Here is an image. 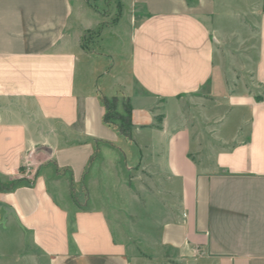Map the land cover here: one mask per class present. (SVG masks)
<instances>
[{"label":"crops","instance_id":"crops-1","mask_svg":"<svg viewBox=\"0 0 264 264\" xmlns=\"http://www.w3.org/2000/svg\"><path fill=\"white\" fill-rule=\"evenodd\" d=\"M83 1L0 0V264H264V0H129L130 137Z\"/></svg>","mask_w":264,"mask_h":264},{"label":"rangeland","instance_id":"rangeland-1","mask_svg":"<svg viewBox=\"0 0 264 264\" xmlns=\"http://www.w3.org/2000/svg\"><path fill=\"white\" fill-rule=\"evenodd\" d=\"M85 10L91 11L99 19L98 25L91 29H84L80 32V40L83 43L84 49H88L93 53L89 54L96 64L90 66L91 70H95L99 66L103 67L104 73L98 81L105 86L107 90H114L118 93L117 106L125 101V96L120 95L123 92V85L129 81V65L127 53L129 51V32H130V15L132 8L130 7L129 0H85L82 2ZM242 6H246L247 0L240 2ZM85 22H90L86 19ZM97 22V21H96ZM220 25L222 31H228L232 25L235 24L234 20H221L216 21ZM234 22V23H233ZM235 46H239L235 44ZM232 50V49H229ZM230 53V52H229ZM232 59L236 62V66L244 64L248 58L252 59V52L246 47H239L238 50H232ZM85 58V57H84ZM90 73L92 71H89ZM95 72V71H94ZM225 112H223L224 114ZM228 115V116H227ZM232 116L224 114L219 123H230ZM119 125L120 122L116 121ZM142 176H148V172L141 170ZM123 203V201H121ZM130 210L136 208L134 204L125 203ZM122 206V205H121ZM116 214V213H115ZM151 218H146L140 226L150 224ZM115 224V222L113 223ZM8 248V247H7ZM11 248V246H9Z\"/></svg>","mask_w":264,"mask_h":264},{"label":"trees","instance_id":"trees-1","mask_svg":"<svg viewBox=\"0 0 264 264\" xmlns=\"http://www.w3.org/2000/svg\"><path fill=\"white\" fill-rule=\"evenodd\" d=\"M116 101V97L110 99L102 97V103L105 107L103 120L121 135L130 137L133 125L130 118L131 110L129 103L125 99V101L121 102V110H119ZM116 121H119L120 124L118 125Z\"/></svg>","mask_w":264,"mask_h":264},{"label":"built area","instance_id":"built-area-1","mask_svg":"<svg viewBox=\"0 0 264 264\" xmlns=\"http://www.w3.org/2000/svg\"><path fill=\"white\" fill-rule=\"evenodd\" d=\"M28 172V171H27Z\"/></svg>","mask_w":264,"mask_h":264}]
</instances>
